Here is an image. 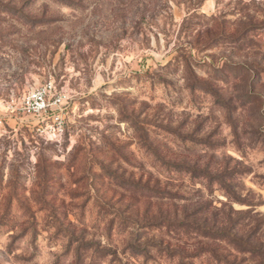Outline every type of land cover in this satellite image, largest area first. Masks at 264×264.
<instances>
[{
    "label": "rangeland",
    "instance_id": "1",
    "mask_svg": "<svg viewBox=\"0 0 264 264\" xmlns=\"http://www.w3.org/2000/svg\"><path fill=\"white\" fill-rule=\"evenodd\" d=\"M201 219L264 250V0H0V264H261Z\"/></svg>",
    "mask_w": 264,
    "mask_h": 264
},
{
    "label": "trees",
    "instance_id": "2",
    "mask_svg": "<svg viewBox=\"0 0 264 264\" xmlns=\"http://www.w3.org/2000/svg\"><path fill=\"white\" fill-rule=\"evenodd\" d=\"M200 85L202 89H205L207 91L209 90L206 85H202V84ZM170 166L173 168L174 171H186L192 176V178L205 179L208 181L209 184L211 183L219 184V186L227 192L228 197H230L232 201L240 202L239 198L235 195L231 186L228 185L225 179L226 176L227 178H232V174L212 175L204 170L196 171L189 167L186 168L181 167L180 165H170ZM178 226L182 227L186 231H190L196 234L197 236H199L204 240H208L211 242L226 241L229 245L236 248L238 252L248 253L251 256H256L261 260V264H264V250L262 249L261 246L251 243L245 238L238 237L235 233L231 232L228 229H219L216 228L214 225L208 226L207 222L202 219L196 221H190L187 223H181Z\"/></svg>",
    "mask_w": 264,
    "mask_h": 264
},
{
    "label": "built area",
    "instance_id": "3",
    "mask_svg": "<svg viewBox=\"0 0 264 264\" xmlns=\"http://www.w3.org/2000/svg\"><path fill=\"white\" fill-rule=\"evenodd\" d=\"M54 93V88L51 83L46 84L32 93V95L27 99L26 105L33 107L34 110L40 111L47 107V99L49 95ZM58 102L59 99H55Z\"/></svg>",
    "mask_w": 264,
    "mask_h": 264
}]
</instances>
